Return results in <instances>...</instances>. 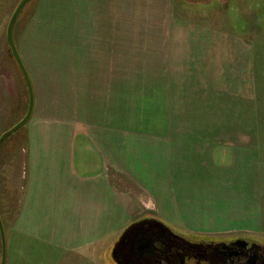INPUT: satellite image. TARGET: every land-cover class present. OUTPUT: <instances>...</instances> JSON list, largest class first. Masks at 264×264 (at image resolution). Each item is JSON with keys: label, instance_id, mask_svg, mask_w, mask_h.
<instances>
[{"label": "crops", "instance_id": "1", "mask_svg": "<svg viewBox=\"0 0 264 264\" xmlns=\"http://www.w3.org/2000/svg\"><path fill=\"white\" fill-rule=\"evenodd\" d=\"M19 1L0 0L5 34ZM174 10L173 0H69V90L45 95L61 100L54 117L34 100L11 148L12 231L79 252L154 217L186 238L262 240L264 49L216 27L233 18ZM29 31L22 17V39Z\"/></svg>", "mask_w": 264, "mask_h": 264}, {"label": "rangeland", "instance_id": "2", "mask_svg": "<svg viewBox=\"0 0 264 264\" xmlns=\"http://www.w3.org/2000/svg\"><path fill=\"white\" fill-rule=\"evenodd\" d=\"M173 2L175 15L179 13L196 17L205 11L212 15L233 18L234 24L216 27L245 36L251 33L255 38V49H264V0H173ZM22 17L24 21L28 17L30 22L27 40L21 37ZM68 20L69 0H30L14 23L18 24L16 41L19 51L36 87L35 110L44 111L52 117L54 116L52 110L48 109L49 104L61 100L59 97L48 98L45 95L52 91L56 96L60 89H63L61 93L69 90ZM257 67L261 68L260 64ZM40 97L42 100L38 103ZM27 107L26 83L10 54L5 30H2L0 25V135L25 115ZM26 129V126H23L0 145V215L6 234V264H112L108 254L114 240L109 246L102 242L91 249L73 252L60 250L54 244L37 240L38 238L24 237L12 231L10 224L12 204L17 196L7 195L14 193L13 188L20 185L21 178L18 175L20 170L11 162L10 151L11 148L23 144ZM257 186L262 188L261 181ZM261 194L262 191L259 190L257 196ZM260 238L264 241V235Z\"/></svg>", "mask_w": 264, "mask_h": 264}, {"label": "flooded vegetation", "instance_id": "3", "mask_svg": "<svg viewBox=\"0 0 264 264\" xmlns=\"http://www.w3.org/2000/svg\"><path fill=\"white\" fill-rule=\"evenodd\" d=\"M108 255L112 264H264V241L189 239L146 217L119 234Z\"/></svg>", "mask_w": 264, "mask_h": 264}, {"label": "water", "instance_id": "4", "mask_svg": "<svg viewBox=\"0 0 264 264\" xmlns=\"http://www.w3.org/2000/svg\"><path fill=\"white\" fill-rule=\"evenodd\" d=\"M30 0H20L18 2V4L16 5V7L14 8L7 26H6V43L9 46L10 49V54L13 57L14 61L16 62L17 66L19 67L26 86H27V90H28V107H27V111L25 113V115L17 122L15 123L13 126H11L10 128H8L6 131H4L1 135H0V145L12 134H14L15 132H17L19 129H21L23 126H25L28 121L31 118L32 112H33V108H34V92H33V87H32V82L30 79V76L28 74V71L20 57V54L18 52L17 46L15 44L14 41V37H13V26L15 23L16 18L18 17L19 13L21 12V10L23 9V7L29 2ZM0 244H1V258H0V264H6V258H7V245H6V234H5V230H4V226H3V222L1 219V215H0Z\"/></svg>", "mask_w": 264, "mask_h": 264}, {"label": "trees", "instance_id": "5", "mask_svg": "<svg viewBox=\"0 0 264 264\" xmlns=\"http://www.w3.org/2000/svg\"><path fill=\"white\" fill-rule=\"evenodd\" d=\"M15 62V61H14ZM15 64H16V62H15ZM16 66H17V64H16ZM18 67V66H17ZM19 68V67H18ZM19 71H20V69H19ZM20 73H21V71H20ZM22 74V73H21ZM26 88H27V86H26ZM28 91V90H27ZM191 238V237H190ZM194 239H196V240H217V239H215V238H210V237H195Z\"/></svg>", "mask_w": 264, "mask_h": 264}]
</instances>
